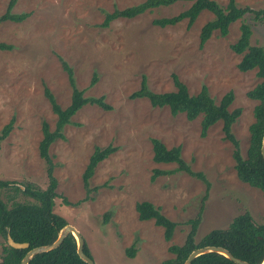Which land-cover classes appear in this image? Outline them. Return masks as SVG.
<instances>
[{
    "label": "rangeland",
    "instance_id": "obj_1",
    "mask_svg": "<svg viewBox=\"0 0 264 264\" xmlns=\"http://www.w3.org/2000/svg\"><path fill=\"white\" fill-rule=\"evenodd\" d=\"M10 0H0V15ZM144 0H15L14 13H28L22 22L0 23V129L13 117V128L0 148V180L45 188L46 164L38 153L41 125L54 129L56 114L44 95V87L65 108L71 87L59 58L73 70L78 89L85 97L104 96L111 106L104 110L86 104L64 127L65 139L49 148L57 180L53 211L74 226L84 239L95 264H158L173 257L168 247L182 244L190 228L187 220L203 206L195 241L213 229H225L234 217L249 212L256 223L264 222V197L259 189L240 181L234 169L233 144L224 139L222 122L200 135L201 115L188 121L183 113L171 115L167 107H152L147 98H130L139 88L141 76L154 92L174 90L176 75L190 94L202 85L216 103L233 92L230 110L241 114L231 131L243 158L249 146V125L257 104L247 96L261 79L256 69L242 72L241 59L230 49L239 36V25L252 29L251 45L264 47V0H235L247 7L225 37L214 31L199 47L202 25L213 18L202 11L193 25L187 21L159 27L153 19L185 10L191 2L178 1L135 16L118 18L100 27L105 12ZM225 5L228 0H215ZM260 11L258 17L255 12ZM96 80L91 83L93 75ZM166 147L181 146V157L193 171H201L210 186L183 171L158 176L152 170H172L175 163L152 159L151 139ZM117 150L100 161L90 186L100 187L84 200L82 173L95 146ZM19 200L26 197L18 196ZM150 201L176 223L170 240L153 220H139L138 201ZM109 213L107 217H104ZM5 240L0 236V257ZM134 245L133 257L126 251ZM1 260V259H0Z\"/></svg>",
    "mask_w": 264,
    "mask_h": 264
},
{
    "label": "trees",
    "instance_id": "obj_2",
    "mask_svg": "<svg viewBox=\"0 0 264 264\" xmlns=\"http://www.w3.org/2000/svg\"><path fill=\"white\" fill-rule=\"evenodd\" d=\"M178 1H189L191 4L176 15L153 19L152 23L159 27L172 26L182 20L187 21L190 28L202 11H208L213 18L205 22L199 32V47H203L214 31H218L221 37L229 32L230 25L242 18L245 12L252 11L247 7L237 6L235 0H228L221 5L215 0H144L138 4L123 9L114 8L111 12H105L104 19L99 25L107 27L111 21L118 18H133L146 11L161 6H169ZM15 0H10L6 11L0 15V23L5 21L22 22L28 17V13H14L12 6ZM260 11L255 12L258 17ZM264 14V13H263ZM252 29L248 23L239 25V36L230 49L240 54L241 59L237 68L246 72L256 69V76L261 80L246 94L249 98L256 100L253 108L254 121L249 125V146L246 157L243 158L237 139L232 134L231 128L241 114L240 108L231 109L229 106L233 101V92L228 91L218 103L209 95L208 89L202 85L199 92L190 94L187 86L176 76L172 75L174 90L165 92H154L147 85L146 76L142 75L139 88L130 94V98H147L152 107H167L171 115L183 113L188 121L194 120L201 115L200 135L205 136L208 128L218 121L222 122L224 139L232 142L234 148L232 158L237 178L251 187L257 188L264 197V159L260 153L262 133L264 127V47L251 45L250 39ZM11 45L0 42V49H10ZM61 66L66 72L71 87V98L69 104L62 108L55 100L51 91L44 87V95L50 103L51 109L56 114L54 129L50 130L46 122H42V138L38 143V153L46 164V175L48 179L45 188H39L31 183L23 186L12 181L0 180V236L5 240L2 247L0 264H19L24 254L31 248L52 243L59 230L67 224V221L53 211L54 199L57 197V180L53 175L54 164L49 155V148L57 139H65L63 129L71 124L72 116L84 105H97L104 110H110L111 106L105 102L104 96L85 97L83 90L78 89L73 76L72 68L66 61L59 58ZM95 74L91 80L94 83ZM12 117L0 129V148L3 140L9 135L13 128ZM152 159L156 163H175L176 168L172 170L153 169L150 181L158 176L183 171L192 177L200 179L206 187L207 196L210 183L201 171H193L191 166L181 157V146L170 148L158 138L151 139ZM117 147L108 145L104 148L95 146L82 173V184L85 190L84 200L91 199V194L97 192L105 185L90 186V178L94 174L96 165L114 153ZM18 196L26 197V200L17 199ZM203 206L200 207L196 216L187 220L190 228L182 244H172L168 247L173 257L165 259L158 264H183L188 254L199 247L213 245L221 246L229 250L233 256L245 260L250 264H259L264 258V222L253 221L249 212L245 211L232 219L225 229H213L203 235L198 242L195 241L197 227L201 220ZM135 211L139 220H153L157 226L163 228V237L170 240L176 223L167 218L159 206L150 201H138L135 203ZM106 213L104 217H107ZM18 242H27L26 249H15L6 244V234ZM84 253L91 257L86 245ZM136 250L132 245L126 254L133 257ZM27 264H87L81 260L76 253L75 239L68 234L62 243L53 250L36 254ZM191 264H235L223 255L217 253H206L197 256Z\"/></svg>",
    "mask_w": 264,
    "mask_h": 264
},
{
    "label": "water",
    "instance_id": "obj_3",
    "mask_svg": "<svg viewBox=\"0 0 264 264\" xmlns=\"http://www.w3.org/2000/svg\"><path fill=\"white\" fill-rule=\"evenodd\" d=\"M260 153H261L262 158L264 159V127H263V133H262ZM68 234H71L75 239L76 253L78 257L87 264H95L92 258L87 256L83 251L84 239L81 236L80 232L74 226L70 224H66L59 230L56 239L52 243L40 245V246L29 249L24 254L19 264H27L36 254L48 252L50 250L55 249L62 243V241ZM6 244L15 249H26L29 246L27 242L15 241L10 236L9 233L6 234ZM206 253H217V254L223 255L224 257H226L227 259H229L235 264H250L245 260H242V259H239L233 256V254L226 248L221 247V246H213V245H207V246L199 247V248L192 250L186 257V259L184 260L183 264H191V261L194 258H196L199 255L206 254ZM259 264H264V258Z\"/></svg>",
    "mask_w": 264,
    "mask_h": 264
}]
</instances>
